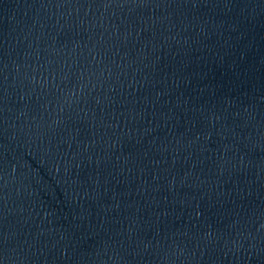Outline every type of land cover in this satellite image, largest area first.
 Here are the masks:
<instances>
[{
  "label": "water",
  "instance_id": "water-1",
  "mask_svg": "<svg viewBox=\"0 0 264 264\" xmlns=\"http://www.w3.org/2000/svg\"><path fill=\"white\" fill-rule=\"evenodd\" d=\"M0 264H264V0H0Z\"/></svg>",
  "mask_w": 264,
  "mask_h": 264
}]
</instances>
